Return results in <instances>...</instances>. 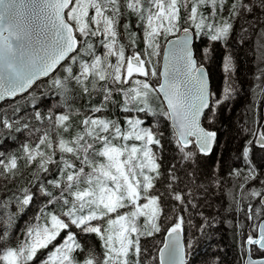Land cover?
Instances as JSON below:
<instances>
[{"label": "snow or ice", "instance_id": "obj_1", "mask_svg": "<svg viewBox=\"0 0 264 264\" xmlns=\"http://www.w3.org/2000/svg\"><path fill=\"white\" fill-rule=\"evenodd\" d=\"M253 30L264 62V0H0V264H193L221 222L264 264V118L212 159L239 89L205 71Z\"/></svg>", "mask_w": 264, "mask_h": 264}, {"label": "trees", "instance_id": "obj_2", "mask_svg": "<svg viewBox=\"0 0 264 264\" xmlns=\"http://www.w3.org/2000/svg\"><path fill=\"white\" fill-rule=\"evenodd\" d=\"M133 28H135V25H133ZM232 36L233 39L228 41L227 48L223 44L214 42V46L210 50V59L205 63L209 72L210 83L213 89H221L224 86V72L222 68L223 56L225 51H227L233 57V62L235 64L234 78L236 86L239 89V95L234 101L230 102L232 106L221 110L220 121L218 123V143L215 153L212 154V159H215V155L222 151L220 144L224 143L225 141H228L229 145L234 143L232 140V132L238 123H243L245 119L251 117L259 118V113L257 109H255V104L260 100V98L255 103L252 98V92L254 85L256 86L264 82V74L259 72V69L264 68V62L259 59V53L257 49L258 40L255 35V30H253L252 35H246L242 41L236 39V31H233ZM196 43L199 45L205 43L206 45L207 40L206 38H201L200 40L196 41ZM140 46L142 47V45ZM259 89L260 86L257 87V89L255 88L256 94L258 93ZM261 96L262 94L260 97ZM58 99V96L47 94L43 97V105L38 106H50ZM79 103L82 104L83 102L80 101ZM4 107V103L0 105V112L3 111ZM17 147L18 145L13 141L7 140L6 138L0 139V152L6 153L7 151L13 150ZM229 154L230 153L225 152V156H228ZM224 167H226V165ZM11 186L12 185H9V187ZM3 195L4 185L3 181L0 180V197ZM213 199L215 203H220L223 199V190H219L217 196ZM224 203H227V201L224 200ZM9 210L14 211L15 205H10ZM204 210L206 212L212 211L211 209L207 208ZM29 211H31V209ZM221 216H224L223 212H221ZM25 219H27L26 216L18 221V225L23 224ZM15 230L18 231L19 228L17 227ZM183 236L186 237L187 233L184 232ZM157 239L162 240V237L158 236ZM216 252L220 253L227 264H235L236 258L239 255L238 252H234L231 233L227 225L223 224V222L217 225L211 239L206 244H201L198 246L193 257V264H201L202 261L212 258L211 254Z\"/></svg>", "mask_w": 264, "mask_h": 264}, {"label": "flooded vegetation", "instance_id": "obj_3", "mask_svg": "<svg viewBox=\"0 0 264 264\" xmlns=\"http://www.w3.org/2000/svg\"><path fill=\"white\" fill-rule=\"evenodd\" d=\"M205 43H202L200 46L201 47L205 46ZM205 69H206V72L209 74V72H208V70L206 68V65H205ZM262 101H264V92H263V95L260 97V100L258 101L257 105L255 104V109H257V111L259 113V118L256 117L257 122H259V120L261 118H264V110H263V103L264 102H262Z\"/></svg>", "mask_w": 264, "mask_h": 264}, {"label": "rangeland", "instance_id": "obj_4", "mask_svg": "<svg viewBox=\"0 0 264 264\" xmlns=\"http://www.w3.org/2000/svg\"><path fill=\"white\" fill-rule=\"evenodd\" d=\"M259 86H260V89H259V91H258V93H257V97H258V98L255 100V103L259 100L260 95H261V94L263 95V92H264V91H261V89H264V82H262V83L256 85L255 88L257 89V87H259ZM259 92H260V93H259ZM257 103H258V102H257ZM257 103H256V105H257Z\"/></svg>", "mask_w": 264, "mask_h": 264}, {"label": "water", "instance_id": "obj_5", "mask_svg": "<svg viewBox=\"0 0 264 264\" xmlns=\"http://www.w3.org/2000/svg\"><path fill=\"white\" fill-rule=\"evenodd\" d=\"M161 58H162V56H161ZM205 71H206V69H205ZM4 102L3 101H0V105H2ZM263 110H264V103H263ZM182 235H183V233H182Z\"/></svg>", "mask_w": 264, "mask_h": 264}]
</instances>
